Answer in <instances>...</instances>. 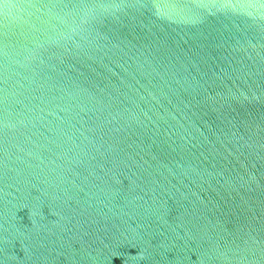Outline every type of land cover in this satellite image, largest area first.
Instances as JSON below:
<instances>
[{
  "label": "water",
  "instance_id": "obj_1",
  "mask_svg": "<svg viewBox=\"0 0 264 264\" xmlns=\"http://www.w3.org/2000/svg\"><path fill=\"white\" fill-rule=\"evenodd\" d=\"M0 264H264V0H0Z\"/></svg>",
  "mask_w": 264,
  "mask_h": 264
}]
</instances>
